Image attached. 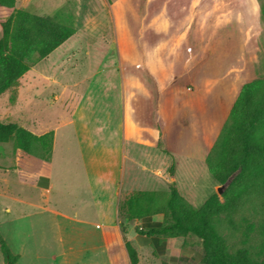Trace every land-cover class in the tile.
Masks as SVG:
<instances>
[{"label": "rangeland", "instance_id": "1", "mask_svg": "<svg viewBox=\"0 0 264 264\" xmlns=\"http://www.w3.org/2000/svg\"><path fill=\"white\" fill-rule=\"evenodd\" d=\"M33 4L28 11L47 14L77 31L0 96V120L27 129L36 122L38 133L57 132L50 191L27 190L22 180L29 174L24 167L34 158L19 152L13 141L0 143V233L20 256L16 264H109L106 254L93 248L98 239H86L85 245L80 239H67L78 231L77 221L46 209L62 211L66 191L65 208L74 216L77 197L90 198L80 159V137L86 135L67 124L77 103L73 97L81 96L89 82L113 86L114 73L128 94L124 183L129 186L132 181L130 192L175 185L192 206L201 207L221 185L204 162L163 147L164 141L183 145L201 138L210 146L228 119L239 87L250 79H264V0H34ZM203 60L209 63L199 67ZM148 92L154 104L146 110L142 105ZM97 118L89 117L88 126L92 132L103 124L107 138L112 124L103 115ZM134 158L137 163L130 160ZM66 166L74 167L75 178L63 176ZM144 166L148 171L142 170ZM157 166L163 174L153 170ZM141 176L148 178L147 184L138 182ZM119 220L128 227L121 212ZM214 222L231 252L246 247L256 254L264 227L259 203L247 204L234 218V226L224 218ZM0 264H4L1 250Z\"/></svg>", "mask_w": 264, "mask_h": 264}, {"label": "trees", "instance_id": "2", "mask_svg": "<svg viewBox=\"0 0 264 264\" xmlns=\"http://www.w3.org/2000/svg\"><path fill=\"white\" fill-rule=\"evenodd\" d=\"M15 3L16 0H0V6L13 8L1 22L0 96L17 86L34 64L76 32L74 27L55 18L15 8ZM9 141L34 160L50 161L54 132L38 135L17 122L0 120V143ZM206 164L215 180L225 185L222 194L215 192L195 208L175 185L168 190H136L120 206L123 217L136 220L162 214L161 225L148 234L164 238L190 235L198 239L203 264H264V227L263 239L253 255L246 247L231 252L214 222L215 218H224L234 226V218L250 203H259L264 210V79H250L240 86ZM122 232H127L124 224ZM106 238L112 264L138 263L137 251L129 241L125 242L124 254L123 249H118L120 239L112 228H106ZM0 250L4 264L18 262L20 256L13 253L1 234Z\"/></svg>", "mask_w": 264, "mask_h": 264}, {"label": "crops", "instance_id": "3", "mask_svg": "<svg viewBox=\"0 0 264 264\" xmlns=\"http://www.w3.org/2000/svg\"><path fill=\"white\" fill-rule=\"evenodd\" d=\"M33 3L34 0H16L15 8L27 10V8L33 7ZM12 11L13 8L0 6V20H5ZM39 15L49 16L47 14ZM206 63L208 64L209 61L203 60L199 67H203L202 65H206ZM203 72L200 71L199 73ZM133 73L134 72L130 75ZM112 76H114L113 79L115 80L114 84H112L113 86L108 85L106 81L99 83L89 82L90 84L84 89V93L81 96L73 97V99L76 98L77 103L74 106L75 108L73 107L74 110L71 112L70 120L67 121L68 125L74 124L75 132L86 135L82 139L78 134L80 137V148L83 154L82 158H80L82 160L81 169H83V178L86 180L89 188L88 192L90 198L77 197L74 216L65 208L68 201V193H66V191L62 192V211L52 210L48 207H46V209L58 216H62V218L66 220L70 219L77 221L79 224L78 231L76 233L70 232L67 239H80L79 243L84 245L87 244L86 239H98L97 245H94L93 248L101 249L106 254L107 258H109V264H112V260L106 240V228H112L118 239H120L119 249L125 248L126 241L131 243L138 254L137 264H163L166 261L177 264H203L201 262L203 250L198 239L192 236L190 237V235L180 238H164L148 234L149 230L161 225L164 219L162 214L158 213L136 220H128L125 218L128 220V227H126L127 232H122L123 223L119 220V214L121 212L120 206L122 204L121 202L132 193L130 191L131 187H133L132 181L129 182V186L128 183H124L126 164L128 161V157H126L124 150L125 135L129 131L128 94L125 92L124 88L121 87L119 83L120 79H118L114 73ZM134 76L139 77L137 74H134ZM121 83H123V81H121ZM238 91L239 89L230 103L229 111ZM144 94L146 95L147 101L145 100L144 106L142 105V107L147 110L149 109L147 107L154 104V97L151 92ZM142 107H137V109H141ZM147 113L150 114V111L148 110ZM101 115H103L113 127H110V130L107 129V131H109V133L106 134L107 138L103 136V124L92 129V132L91 128L88 126L89 117L99 118ZM28 129L38 135L48 132L43 130L41 133H38L36 122L31 124V126L29 125ZM83 130H85V132H83ZM53 132L55 140L57 132L56 130H53ZM136 141L150 143L155 146L158 145L157 142L145 138ZM213 144L207 147L203 144V139L201 138L199 140L193 139L192 141L185 142L183 145L180 143L173 144L166 138L163 147H167L169 150L175 152H184L192 160L200 163L204 162L206 164V157ZM53 149L50 161L33 159L24 167L25 173L29 174L27 180H22L27 190H30V188H32L33 191L52 190ZM145 159L149 162L148 160L151 158L146 157ZM68 160H70V158ZM130 160L137 163L136 158ZM142 170L148 171V168L144 166ZM153 170H157V175L163 174L159 166L154 167ZM61 173H63V176L68 174L69 178H75L76 176L74 167L66 166V169L62 170ZM138 179L140 180L138 182L141 184H147L146 181L148 178L146 176L138 177ZM126 187L127 190H125ZM15 200L27 204L29 202L31 203V199L24 201L23 199L15 198ZM64 236L65 235H63V237ZM74 249L75 248L71 246L69 250L72 252ZM86 249L87 247H82V250Z\"/></svg>", "mask_w": 264, "mask_h": 264}, {"label": "water", "instance_id": "4", "mask_svg": "<svg viewBox=\"0 0 264 264\" xmlns=\"http://www.w3.org/2000/svg\"><path fill=\"white\" fill-rule=\"evenodd\" d=\"M224 188H225V185H221V187L219 188V191H218V193H219V194H222V193H223V190H224Z\"/></svg>", "mask_w": 264, "mask_h": 264}]
</instances>
